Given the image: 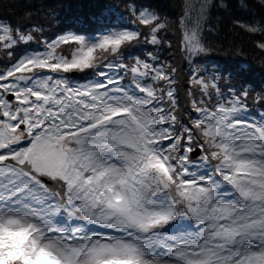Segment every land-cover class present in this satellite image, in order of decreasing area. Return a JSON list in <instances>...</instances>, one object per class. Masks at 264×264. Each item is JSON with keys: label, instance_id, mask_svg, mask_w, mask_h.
<instances>
[{"label": "snow or ice", "instance_id": "6c2138e0", "mask_svg": "<svg viewBox=\"0 0 264 264\" xmlns=\"http://www.w3.org/2000/svg\"><path fill=\"white\" fill-rule=\"evenodd\" d=\"M212 6L181 18L190 63ZM133 14L161 44L159 15ZM140 38L67 32L0 73V264H264V117L243 115L247 91L226 99L219 74L193 69L184 122L175 67L123 62ZM33 39L0 18L7 56Z\"/></svg>", "mask_w": 264, "mask_h": 264}, {"label": "trees", "instance_id": "16d2710c", "mask_svg": "<svg viewBox=\"0 0 264 264\" xmlns=\"http://www.w3.org/2000/svg\"><path fill=\"white\" fill-rule=\"evenodd\" d=\"M189 3L198 4L199 0H0L3 22L34 34L31 42L13 48L11 57L0 51V73L23 52L41 50L45 41L55 40L64 33L99 34L109 28L127 27L139 30L141 38L122 50L123 62L129 66L136 59L155 63V57L175 67L184 122L191 113L186 101L187 81L193 69L206 70L207 77L219 74L217 83L226 99L231 98L232 92L247 91L244 114L264 117V102L259 99L264 95V50L257 47L264 41V34L250 33L236 23L264 22V0H212L202 31L207 50L193 63L181 50L180 21ZM142 7L154 10L166 23L159 33V45L148 43L149 28L135 22L133 9L139 11ZM120 72L123 83L128 84L131 73L123 69ZM196 95L199 98L198 92ZM211 102H216L215 93Z\"/></svg>", "mask_w": 264, "mask_h": 264}, {"label": "rangeland", "instance_id": "374dc122", "mask_svg": "<svg viewBox=\"0 0 264 264\" xmlns=\"http://www.w3.org/2000/svg\"><path fill=\"white\" fill-rule=\"evenodd\" d=\"M115 29H120V28H113V30H115ZM43 49H44V48H43ZM43 49L38 50V51H43ZM34 51H36V50L30 51V52H27V53L24 52L22 56L32 54ZM120 76L123 77V74H122L121 72H120ZM122 82H123V81H122ZM125 85H127V84H125ZM243 115H245L246 118H247L249 121H255V122H257V123H259V122L261 121V116H259V117H257V116H249V115L247 116V115L244 114V113H243Z\"/></svg>", "mask_w": 264, "mask_h": 264}, {"label": "water", "instance_id": "95a60500", "mask_svg": "<svg viewBox=\"0 0 264 264\" xmlns=\"http://www.w3.org/2000/svg\"><path fill=\"white\" fill-rule=\"evenodd\" d=\"M198 155H199V153L197 152V153L194 154V157H195V156H198Z\"/></svg>", "mask_w": 264, "mask_h": 264}]
</instances>
